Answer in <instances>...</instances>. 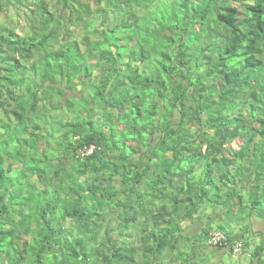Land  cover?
Instances as JSON below:
<instances>
[{"label": "trees", "instance_id": "16d2710c", "mask_svg": "<svg viewBox=\"0 0 264 264\" xmlns=\"http://www.w3.org/2000/svg\"><path fill=\"white\" fill-rule=\"evenodd\" d=\"M253 216L264 0H0V264H264Z\"/></svg>", "mask_w": 264, "mask_h": 264}, {"label": "crops", "instance_id": "0c3cea01", "mask_svg": "<svg viewBox=\"0 0 264 264\" xmlns=\"http://www.w3.org/2000/svg\"><path fill=\"white\" fill-rule=\"evenodd\" d=\"M208 213H210V211H208ZM205 226H207V225L204 221L201 223H195V224L191 225V228L188 230V233H187V237L191 238V243H190L189 247H191L193 249H197L198 251L200 250L199 253L201 255H203V254H209V255L214 254V256H216V257L213 258V261L214 262H216V260L219 261V259H222L223 257H225V255L228 253L227 249H223L222 251H218L217 248L210 246L209 242H205L207 244V250H206V249L201 248V245H203V243L197 244V239H198L199 235L202 233V230L205 228ZM211 230H213V229H211ZM238 233H239V235H243V236L246 235L247 237H250L252 246L250 245L249 253L252 254V252H254L258 246H264V218H259V217L253 216L252 220L249 223V227L248 228L244 227L242 229H239ZM182 246H184V245H182ZM243 259L239 260L238 262L247 263L250 260L248 258V260L246 262ZM218 264H220V263H218Z\"/></svg>", "mask_w": 264, "mask_h": 264}, {"label": "built area", "instance_id": "2783aa9c", "mask_svg": "<svg viewBox=\"0 0 264 264\" xmlns=\"http://www.w3.org/2000/svg\"><path fill=\"white\" fill-rule=\"evenodd\" d=\"M210 245L214 247H220L227 244L228 239L227 236L219 231H211L209 234ZM244 254V245L238 244L233 247V257L238 258Z\"/></svg>", "mask_w": 264, "mask_h": 264}, {"label": "rangeland", "instance_id": "374dc122", "mask_svg": "<svg viewBox=\"0 0 264 264\" xmlns=\"http://www.w3.org/2000/svg\"><path fill=\"white\" fill-rule=\"evenodd\" d=\"M11 13H14V11H11ZM241 145V140L239 139V141L235 142L234 146L235 147H239ZM215 227V226H214ZM215 230V229H214ZM246 241L249 243V245H251V239L250 237H245ZM244 239V240H245ZM252 246V245H251ZM253 248V247H252ZM244 261L246 260L245 258L243 259ZM224 264H237V261L235 259H232L230 254L225 255L224 257Z\"/></svg>", "mask_w": 264, "mask_h": 264}, {"label": "clouds", "instance_id": "9594fccd", "mask_svg": "<svg viewBox=\"0 0 264 264\" xmlns=\"http://www.w3.org/2000/svg\"><path fill=\"white\" fill-rule=\"evenodd\" d=\"M93 149H94V147H92V148H91L90 150H88L87 152H88V153H91V152L93 151ZM88 153L83 152L82 155H86V154H88ZM209 245H210V243H209ZM211 246H212V245H211Z\"/></svg>", "mask_w": 264, "mask_h": 264}]
</instances>
